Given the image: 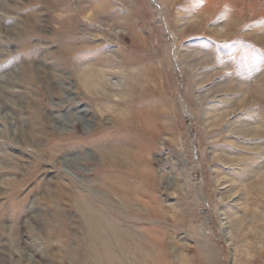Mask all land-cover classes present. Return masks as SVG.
I'll return each mask as SVG.
<instances>
[{
    "label": "rangeland",
    "instance_id": "1",
    "mask_svg": "<svg viewBox=\"0 0 264 264\" xmlns=\"http://www.w3.org/2000/svg\"><path fill=\"white\" fill-rule=\"evenodd\" d=\"M0 264H264V0H0Z\"/></svg>",
    "mask_w": 264,
    "mask_h": 264
},
{
    "label": "bare ground",
    "instance_id": "2",
    "mask_svg": "<svg viewBox=\"0 0 264 264\" xmlns=\"http://www.w3.org/2000/svg\"><path fill=\"white\" fill-rule=\"evenodd\" d=\"M93 212V211H92ZM91 213V212H90ZM97 214H98V212H96ZM99 215V214H98ZM88 217H90V214H89V216ZM99 217V216H98ZM92 219V218H91ZM93 220V219H92ZM105 220H107L106 218H105ZM91 222V221H90ZM107 222H108V220H107ZM106 222V223H107ZM95 224V223H94ZM108 225V224H107ZM103 227V226H102ZM111 227H112V225H111ZM91 229H92V227H91ZM103 229V228H102ZM105 231V230H104ZM94 234V233H93ZM100 236V235H99ZM97 237V236H96ZM101 237V236H100ZM94 238V237H93ZM96 253V252H95ZM109 253V252H108ZM101 254V253H100ZM106 254V253H105ZM106 256H107V254H106ZM109 258V257H108ZM111 258V257H110Z\"/></svg>",
    "mask_w": 264,
    "mask_h": 264
}]
</instances>
